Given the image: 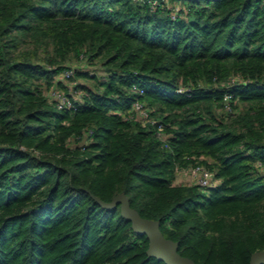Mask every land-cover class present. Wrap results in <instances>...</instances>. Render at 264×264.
<instances>
[{"label": "trees", "instance_id": "1", "mask_svg": "<svg viewBox=\"0 0 264 264\" xmlns=\"http://www.w3.org/2000/svg\"><path fill=\"white\" fill-rule=\"evenodd\" d=\"M121 192L197 263L264 250V0H0V264H167Z\"/></svg>", "mask_w": 264, "mask_h": 264}, {"label": "water", "instance_id": "2", "mask_svg": "<svg viewBox=\"0 0 264 264\" xmlns=\"http://www.w3.org/2000/svg\"><path fill=\"white\" fill-rule=\"evenodd\" d=\"M120 203V210L123 215L131 220L133 229L144 232L149 239L148 253L155 254L164 259L167 264H203L197 263L188 256L181 255L177 251V242L165 237L159 229V221L142 217L136 209L128 203L124 193H117L111 201L102 202L105 206H113ZM264 263V250H256L251 253L249 264Z\"/></svg>", "mask_w": 264, "mask_h": 264}, {"label": "built area", "instance_id": "3", "mask_svg": "<svg viewBox=\"0 0 264 264\" xmlns=\"http://www.w3.org/2000/svg\"><path fill=\"white\" fill-rule=\"evenodd\" d=\"M73 74V67H66L63 69L58 76L61 78H69ZM136 86L134 85V88ZM182 87H180L178 90H181ZM140 91H142L140 89ZM48 93L52 98L55 99L56 104L58 107H72L73 101L71 98L61 89L57 87L51 88ZM228 96V95H227ZM226 106H228L226 104ZM122 114L126 117H137L140 119L142 123H146L147 121H152L148 108L138 99H135L130 107L122 112ZM188 168L191 175L194 178V182L199 183L200 185H209L217 182V178L214 177V174L212 170L208 169L203 164H196L193 166L185 167Z\"/></svg>", "mask_w": 264, "mask_h": 264}, {"label": "rangeland", "instance_id": "4", "mask_svg": "<svg viewBox=\"0 0 264 264\" xmlns=\"http://www.w3.org/2000/svg\"><path fill=\"white\" fill-rule=\"evenodd\" d=\"M67 64H68L69 67L87 65L79 57L78 58L73 57L70 61L67 62ZM96 66H98V67H95V64L94 65H88V67L90 69H94V70H96V71H98L100 73L102 68L100 67V65L96 64ZM77 79L78 78H76V77L75 78L72 77V78L64 79L63 86L66 87L65 90L70 89L71 86L76 82ZM81 81L89 82V79L88 80L81 79ZM90 81H92V80H90ZM72 90L74 91V89H72ZM194 181L195 180H194L193 176L191 175V173H190L188 168H179V169H177L176 175H175V180H174L175 183H188V182L190 183V182H194Z\"/></svg>", "mask_w": 264, "mask_h": 264}]
</instances>
